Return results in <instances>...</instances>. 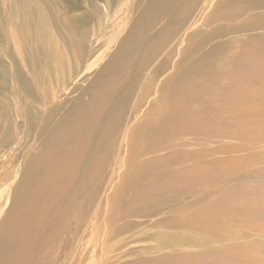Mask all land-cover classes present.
<instances>
[{"label": "bare ground", "instance_id": "bare-ground-1", "mask_svg": "<svg viewBox=\"0 0 264 264\" xmlns=\"http://www.w3.org/2000/svg\"><path fill=\"white\" fill-rule=\"evenodd\" d=\"M228 3V0L152 2L155 13L162 9L174 21L172 29L178 35V45L171 43L175 46L172 68L168 65L172 59L153 65L156 57L163 54L170 36L157 44L143 35L144 27L135 25L98 70L84 96L76 99V151L52 147L35 161L31 173L34 189L41 196L47 188L67 183L76 162L75 203L87 197L90 209L105 211L104 215H94L90 225L98 240L75 241L70 246L73 262L264 264V256L253 255L248 250V247L253 250L257 241L252 239L253 235L264 233L261 226L264 185L257 181L243 187L225 184L227 187L221 189L222 183L250 178V173L240 176L246 165L239 164L234 157L208 163L198 148L223 142L239 129L242 135L247 131L251 136L252 127L262 131L260 136L254 133L250 142L264 140V0H238L230 8ZM226 24L240 25L250 36L248 47H239L235 54V69H227L234 61L232 56L226 64H221L220 70L205 64L201 70L186 67L189 59L181 53L185 47L182 40L195 33L197 40L204 31L212 32L214 25H220L224 34ZM141 39H145L146 46L138 50L135 44ZM218 49L219 56L226 54L222 48ZM183 57L185 61L177 69ZM215 59L218 58L207 52L203 63ZM167 72H170L169 86L158 85L153 98L159 105L176 107L177 112H163L152 119V92L144 88L152 86L154 78ZM216 94L222 104H214ZM142 102L147 106L135 126ZM134 114L135 118L130 120ZM251 173L256 176L255 172ZM117 189L124 192L125 198L118 200L116 213L126 206L122 210L125 220H119L115 209L111 210L113 193H119ZM27 195L29 201H39L37 195ZM49 197L53 199L52 195ZM28 200L18 197L12 200L11 195L9 201L6 194L0 204V217L6 209L0 243H4V220L18 232L28 228L39 235L48 201L40 199V210L32 211ZM26 209L30 210L24 220L16 219ZM50 209H53L52 221L47 226L55 234L65 232V222L74 216L51 206ZM234 222L240 227H234ZM160 228L171 230L170 237L162 238L158 233ZM248 229L255 231L247 235ZM88 244L92 245L91 250ZM169 247L172 250L166 251ZM23 254L28 261V246ZM60 259L59 264H67L65 254Z\"/></svg>", "mask_w": 264, "mask_h": 264}, {"label": "rangeland", "instance_id": "rangeland-1", "mask_svg": "<svg viewBox=\"0 0 264 264\" xmlns=\"http://www.w3.org/2000/svg\"><path fill=\"white\" fill-rule=\"evenodd\" d=\"M228 1L229 8L238 2ZM152 2L155 3V0H0V204L5 201L6 194L9 195V201L11 195L12 200L15 197L28 200V193L37 195L39 201L33 203L28 200L32 203V211L40 210V199L42 202L48 201L44 209L45 220L43 226L38 228V236L28 228L18 232L4 220L6 231L4 243H0V264H59L62 253L67 256V264H83L82 261H72L70 246L75 241L93 243L98 240L90 225L94 215H104L105 211L90 209L91 203L87 197L75 203L76 162L69 181L59 184L58 188L57 185L47 188L44 196L34 189L31 172L35 161L52 147L76 151V99L84 96L98 70L112 57L120 41L127 38L135 25L144 27L143 35L157 44L170 36L163 54L156 57L153 65L160 64L163 59H172L168 62L169 68H172L175 46L171 43L178 45V35H174L172 29L174 21L162 9H157L155 13ZM223 27L226 29L224 34L220 25H214L212 32L204 31L197 40V33L182 40L185 47L181 53L189 59L186 67L188 65L201 70L205 64L214 65L220 70L221 64H226V60L232 56L234 61L227 69H235V54L239 47H248L249 32L240 25L226 24ZM135 46L138 50L143 49L146 46L145 39ZM218 48H222L226 54L219 56ZM207 52L218 59L203 63ZM184 61L185 57L178 61L177 69ZM169 74L167 72L154 78L152 86L144 88L148 93L152 92V119H157L163 112H177L176 107L159 105L153 98L158 85L162 84V88L169 86ZM218 95L214 104H222ZM135 104H132L131 109ZM146 106V102H142L135 126L142 119ZM134 118L135 114L130 120ZM261 131L252 127L250 136L247 131L242 135V129H239L223 142L198 147L208 163L234 157L239 164L246 165L241 169L240 176L251 174L250 178L246 176L230 184L222 183L221 189L230 185L243 187L257 181L264 185V140L256 144L254 140L250 142L253 134L260 136ZM251 171L256 176L253 177ZM117 190L118 194L113 193L111 210L115 209L119 220H125L122 210H126V206L116 213L118 200L125 198L124 192ZM51 195L53 199L49 197ZM50 206L74 216L65 222V232L55 234L52 227L47 226L52 221L53 209ZM29 210L19 212L16 219L23 221ZM5 211L0 217V227ZM233 226L240 227V224L234 222ZM261 226L264 228V224ZM254 231L248 229L245 233L249 235ZM170 232L160 228L158 233L162 234V238H168ZM253 238L257 239L255 246L253 250L248 247V250L253 255L264 256V233L253 235ZM26 246L29 247L28 261L23 254ZM92 248V245L88 246V250ZM169 250L172 248L166 249ZM89 263L87 260L84 264Z\"/></svg>", "mask_w": 264, "mask_h": 264}]
</instances>
